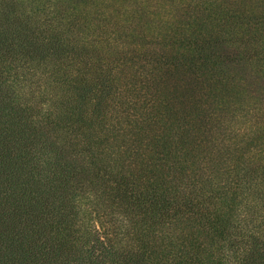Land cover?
Returning <instances> with one entry per match:
<instances>
[{
	"label": "trees",
	"instance_id": "1",
	"mask_svg": "<svg viewBox=\"0 0 264 264\" xmlns=\"http://www.w3.org/2000/svg\"><path fill=\"white\" fill-rule=\"evenodd\" d=\"M0 264H264V0H0Z\"/></svg>",
	"mask_w": 264,
	"mask_h": 264
}]
</instances>
